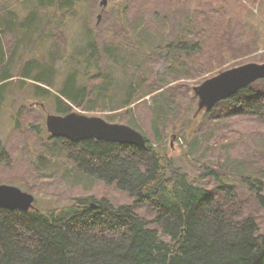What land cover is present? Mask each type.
I'll return each instance as SVG.
<instances>
[{
	"label": "trees",
	"instance_id": "1",
	"mask_svg": "<svg viewBox=\"0 0 264 264\" xmlns=\"http://www.w3.org/2000/svg\"><path fill=\"white\" fill-rule=\"evenodd\" d=\"M87 1L98 3V0H37L36 5L30 7L26 25L38 23L41 26V18L37 15L38 10L42 9L55 12L63 9L64 15L75 18L78 9L86 7ZM171 3L175 8L163 15L155 9L141 23L144 30L138 25L127 28L118 20L112 27V34L106 37L107 34L104 36L99 32L95 35L93 30L84 25L83 48L88 54L85 58L88 64H96L98 69L88 79L101 75L95 40L106 38L116 43L104 47L109 57L112 56V62H120L124 68L130 67L132 71H138L144 59L147 62L152 55L156 59L162 52H167L171 60L168 74L177 72L171 75L173 81L182 78L185 73L189 75L195 66L189 67L193 60L191 64L188 62L195 54L199 55L196 60L199 63L206 56V60L201 63L203 65L197 69V76L207 71L209 76L215 75L223 69L242 64L249 56L258 63L264 62V51L256 52L261 43L253 39L248 48L237 51L227 43L228 38H222L224 32L215 36L214 46L203 51L207 38L212 37L211 34L208 36L213 32L209 31V25L219 10L211 9L213 4L202 0H171ZM3 6L5 13L0 17L1 30L11 33L14 41L8 57L0 50V112L10 90L9 83L16 77L9 68V61L17 55L23 38L18 37L14 25L16 14L5 4ZM50 21L51 18L47 23ZM39 30L38 33L41 28ZM52 32L50 36L56 41H53L47 53L53 62L48 68L49 84L55 78V62L58 59L66 61V53L60 52L59 46L66 49L68 43L67 36L61 42L55 37L57 33ZM44 33L38 41H45ZM121 52L125 55H121ZM20 65L24 70L21 77L27 78L34 64L27 60ZM84 70L83 73L88 75L87 68ZM140 72V83H135L134 75L128 77L125 90L130 92L121 106L128 107L152 92L160 93L156 96L159 100L163 98L162 91L170 83L165 79L162 82L157 72L149 83L147 75ZM78 74H67L69 79L63 89V98L51 95L48 88L40 85L34 87L32 94L44 100L52 98L57 114H67L74 108H88L95 89L85 84L75 85ZM37 76L44 78V72L40 71ZM204 79L205 76L195 81V84ZM135 84L139 85L138 89ZM146 84L159 87L139 92L141 86ZM104 89L108 90V86ZM162 102L161 106L155 102L157 119L162 114L164 100ZM224 102L230 103L233 111L263 115L264 79L241 88L233 96L218 103ZM31 124L30 130L38 138L46 135L48 153L53 158L63 154L80 172L96 181L115 184L132 197L134 203L115 204L107 198L94 199L88 195L72 197L64 205L44 210L34 208L24 211L0 207V264H264V236L259 232V224L250 216L242 220L232 217L234 213L243 212V207H237L239 184L235 182L240 169L228 176L223 173L226 164H205L201 167L200 178H212L213 184L206 185L178 168L170 171L172 159L147 138L146 147L143 148L97 139L71 141L63 137L54 138L43 132L38 124ZM195 131L201 132L197 128ZM198 136L191 134L189 139L196 142ZM46 154L43 152L36 157L37 164L47 162ZM8 159L9 153L0 143V163H6ZM53 162L56 163L57 159H53ZM239 177L238 180L263 203L264 182L249 175ZM29 188L32 187H25ZM217 193L230 201L231 206H222L216 197ZM137 205L145 211L138 212ZM145 212L151 215H144Z\"/></svg>",
	"mask_w": 264,
	"mask_h": 264
},
{
	"label": "rangeland",
	"instance_id": "2",
	"mask_svg": "<svg viewBox=\"0 0 264 264\" xmlns=\"http://www.w3.org/2000/svg\"><path fill=\"white\" fill-rule=\"evenodd\" d=\"M36 1L0 0V17L5 13L3 6L5 4L16 14L14 25L17 35L23 37L20 40L17 55L9 61V68L16 77L9 83L10 90L6 94L4 106L0 112V143L9 153V161L0 163V184L15 185L32 193L35 197V207L41 210L64 205L72 197L88 195L93 196L94 199L107 198L115 204L132 205L134 203V199L118 189L115 184L108 185L102 181H96L80 172L63 154L53 158L48 153L47 145L49 144L46 135L43 134L38 138L30 130L31 123H34L38 124L43 132L49 134L45 127L46 114H57L52 98L44 100L43 97L33 96L34 87L45 86L51 95L63 98V89L69 79L66 77L67 74L78 72V82L76 79L75 85H89L88 88L94 87L95 92L92 94V101L88 108H74L73 111L87 116H100L107 122L126 124L136 129L163 154L172 159L170 171L178 168L188 173L197 182H205L206 185L212 186V178H200L201 167L205 164L211 166L226 164L223 166V173L228 176L236 174L240 169L235 182L239 184L237 207L239 209L243 207V212L234 213L232 217L240 220L249 216L253 217L259 224V232L264 236V201L260 203L248 187L238 180L241 178L239 175H249L251 178L256 177L264 182V114L254 115L246 114L244 111H233V106L228 102L217 103L211 110L197 112L198 98L192 87L197 85L195 81L198 79L213 76H209L208 71L203 73L204 75L197 76V69L203 65L201 63L206 60V56L199 63L196 61L199 55H192L188 63L193 60L189 67H195L191 68L189 75L182 73V78L179 77L173 81L171 75L174 73L176 75L177 72L168 74L171 60L167 52H160V56L156 59L152 55L147 62L144 59L138 69L139 72L132 71L130 67L124 68L120 62L114 64L112 56L109 57L105 51V45L113 46L116 43L109 42L108 38L99 39L95 40V44L100 57L101 75L88 79L89 76L95 75L98 69L96 64H88L85 58L88 54L83 48L84 25L93 30L95 35L99 32L109 37L114 29L112 27L118 20L130 29L136 25L142 27L141 23H144L155 9L161 15L172 11L175 5L171 3V0H107L104 6L100 5L101 0H98L96 4H93V1H87L86 7L78 9L75 18L64 15L63 9L57 12L52 9H42L38 10L37 15L41 18V26H38V23L27 26L30 7L36 5ZM202 1L213 4L211 9L219 10L213 19L214 22L212 21L209 25V31L213 32L208 36L211 34L212 37L207 38V45L203 51L214 46L215 36L223 32L222 38H228L227 43L229 42L237 51L248 48L249 42L253 39L261 43L256 52L264 51V0ZM109 14L115 18L108 17ZM50 18V23H47ZM1 28L0 25V50L2 49L8 57L14 38L11 33L2 31ZM40 28L41 32L38 33ZM159 29L162 31V28ZM50 31L53 34L57 33L55 37L61 42H64L67 36L68 43L66 49L62 45L59 46L60 52L66 53V61L58 59L55 62V78L49 84L48 68L53 62L51 58H48L47 53L53 41H56L53 36H50ZM44 32L46 33L45 41H38ZM72 39L75 40L70 42ZM117 48L121 51L119 47ZM119 50L116 52H120ZM121 55L125 53L121 52ZM27 60L34 65L32 69L30 68L27 78H24L21 77L24 75V70L20 64ZM247 62L258 61L249 56L242 64ZM146 66L149 72L146 71ZM86 68L88 75L83 73ZM40 71L44 72V78L37 76ZM140 71L147 75L149 83L153 81V74L157 72L162 82L165 79L170 83L169 87L162 91L163 98L160 100L156 97L160 93L152 92L135 100L128 107L121 106L130 92L125 90L128 77L134 75L135 83H140L142 80L139 76ZM108 76L111 77L108 78ZM107 86L108 90H105L104 87ZM135 87L138 89L139 85L135 84ZM158 87L146 84L142 85L138 91H150ZM163 100L162 114L157 119L155 102L161 106ZM17 121H19L18 125ZM196 128L203 134L196 133ZM191 134L195 136L200 134L196 142L189 139ZM43 152L47 153L45 155L47 162L37 164L36 157ZM53 159H57V162L54 163ZM27 186L32 188L25 189ZM262 193L264 194V191ZM216 197L222 206L228 204L231 206V202L223 198L221 194L217 193ZM137 210L141 213L145 211L138 205ZM147 213L145 212L144 215H151Z\"/></svg>",
	"mask_w": 264,
	"mask_h": 264
},
{
	"label": "water",
	"instance_id": "3",
	"mask_svg": "<svg viewBox=\"0 0 264 264\" xmlns=\"http://www.w3.org/2000/svg\"><path fill=\"white\" fill-rule=\"evenodd\" d=\"M106 2L101 0L100 5L104 6ZM260 79H264V62H247L204 79L192 87L198 98L197 112L212 109L218 102ZM45 127L54 138L63 137L71 141L97 139L146 147L145 137L131 126L110 123L100 116H87L75 111L64 115L47 113ZM34 200L32 193L15 185L0 184V207L27 211L36 208Z\"/></svg>",
	"mask_w": 264,
	"mask_h": 264
},
{
	"label": "flooded vegetation",
	"instance_id": "4",
	"mask_svg": "<svg viewBox=\"0 0 264 264\" xmlns=\"http://www.w3.org/2000/svg\"><path fill=\"white\" fill-rule=\"evenodd\" d=\"M40 106H42V104L40 103ZM43 107V106H42Z\"/></svg>",
	"mask_w": 264,
	"mask_h": 264
}]
</instances>
